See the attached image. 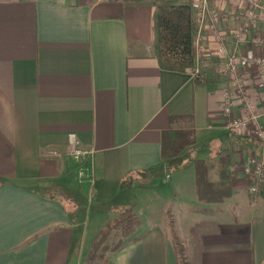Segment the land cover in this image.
<instances>
[{
    "label": "crops",
    "instance_id": "0c3cea01",
    "mask_svg": "<svg viewBox=\"0 0 264 264\" xmlns=\"http://www.w3.org/2000/svg\"><path fill=\"white\" fill-rule=\"evenodd\" d=\"M211 1L222 10L230 49L249 51L259 34L255 50L264 53V27L235 36L246 22L240 0ZM155 9L152 0H0V264H86L89 223L81 226V213L67 202L88 215L100 208L98 233L130 207L140 216L108 264H179L175 235L189 264H264V185L249 194L243 170L250 155L264 154V140L225 125L246 108L229 77L207 83L190 69L159 66ZM206 36L204 48L219 61V41ZM241 74L263 122L258 69L246 65ZM226 89L235 101L230 114ZM183 126L195 129V157L209 160L210 178L229 176V197L200 202L192 161L120 187L129 172L161 163L163 131ZM69 132L94 152L87 163L93 181L80 180L78 163L65 153ZM50 149L63 154L49 156Z\"/></svg>",
    "mask_w": 264,
    "mask_h": 264
},
{
    "label": "trees",
    "instance_id": "16d2710c",
    "mask_svg": "<svg viewBox=\"0 0 264 264\" xmlns=\"http://www.w3.org/2000/svg\"><path fill=\"white\" fill-rule=\"evenodd\" d=\"M156 4L153 15L154 43L153 51L161 68L186 71L195 65L196 49L194 38L198 31V23L194 17L189 1L184 0H152ZM209 55V54H208ZM204 58V57H203ZM218 58L212 57V65L200 64L203 78L197 79L212 82L218 78L215 65ZM196 131L190 126L169 127L163 131L161 142L162 161L158 165L144 170H135L126 174L120 181L121 188H131L134 184H145L154 175L173 171L186 162L192 161L195 166L197 199L203 203H220L231 195L229 176L223 171L219 180L209 176L211 164L209 160L195 157L194 144ZM251 179L246 183L247 192ZM141 225V218L133 207L118 213L109 219L93 239L87 260L93 264H108L112 252L119 251L130 239L134 231ZM179 251V264H189L183 253L179 238L174 236Z\"/></svg>",
    "mask_w": 264,
    "mask_h": 264
},
{
    "label": "built area",
    "instance_id": "2783aa9c",
    "mask_svg": "<svg viewBox=\"0 0 264 264\" xmlns=\"http://www.w3.org/2000/svg\"><path fill=\"white\" fill-rule=\"evenodd\" d=\"M193 8L194 17L198 23V31L194 38V46L196 49V63L190 68L192 78L197 80L203 78L204 74L200 69V54H207V49L204 48L203 41L206 39V35L213 33L216 39L219 41V63L217 62L215 70L220 77H229L232 82V89L234 93L239 96V99L246 106L245 111L238 116H232L225 124L227 128L236 132H249L253 137L258 140H264V121H260L261 114L256 110L255 104L250 99L246 90V83L241 74V68L246 65H254L258 69L262 85L264 86V53L255 50L261 43H263V37L253 34L252 48L249 51L242 54L237 53L233 49H230L225 43V35L219 24L222 11L217 5H213L211 0H190ZM245 11L246 22L235 32V36H244L246 31L245 27H264V0H240ZM246 35V34H245ZM235 104L233 95L230 89L224 90V112L230 114ZM262 116H264V109L262 110ZM69 156H71L77 163V176L81 180L84 177H89L90 180H94L93 166L88 165V161L93 157V150L83 147L81 140L77 133H68V144L65 150ZM47 154L49 156H61L63 152L57 149H50ZM244 172L247 174L248 179L252 180L249 184V191L253 194H257L264 185V154L261 156L250 155L244 166Z\"/></svg>",
    "mask_w": 264,
    "mask_h": 264
},
{
    "label": "rangeland",
    "instance_id": "374dc122",
    "mask_svg": "<svg viewBox=\"0 0 264 264\" xmlns=\"http://www.w3.org/2000/svg\"><path fill=\"white\" fill-rule=\"evenodd\" d=\"M184 1H190V0H184ZM212 2V1H211ZM213 5H214V3H213ZM221 10V9H220ZM222 11V10H221ZM225 33H227V31H224ZM255 35H257V34H255ZM259 35V34H258ZM200 64L201 63H203L204 61L203 60H205L206 62H204L203 64H205V65H209V64H211L212 65V63H211V61H212V57H213V55H207V54H200ZM205 59H204V58ZM218 63H219V61H218ZM216 66V65H215ZM215 73L217 74V72H216V70H215ZM218 75V74H217ZM210 150V149H209ZM203 151V150H202ZM196 155V154H195ZM199 155V154H198ZM201 156L203 155V156H205V155H207L206 153H204V154H200ZM46 192V191H45ZM47 193V192H46ZM80 203H84V200H82V201H79ZM67 205H68V208L69 209H74L76 212H75V214L77 215V214H79V213H81L80 214V216H79V219H80V221H81V226H86L87 227V225H88V223H89V231H88V234H87V241H86V244H85V247H84V252H85V255H87V253L89 252V249H90V245H91V243H92V241H93V239L96 237V235H97V228H95V220L97 219V216H98V214H99V212H100V208H99V210L95 207V206H93L92 207V209H91V213L88 215L87 214V212H86V207L85 206H76V205H74V203H69V202H67ZM171 210H172V212H171V218H179L178 217V214H177V208H175V209H173V207H171ZM99 211V212H98ZM179 220V219H178ZM178 225H179V227L181 226L179 223H178ZM80 228L81 227H79V230H80ZM173 233V232H172ZM183 233V236H185V237H187L188 235H189V233H188V231L187 230H185L184 232H182ZM76 237H75V242H76ZM180 241V240H179ZM75 254V251H74V249H73V255ZM188 260H189V258H188ZM190 263V262H189ZM86 264H93V263H90L88 260H87V263Z\"/></svg>",
    "mask_w": 264,
    "mask_h": 264
}]
</instances>
